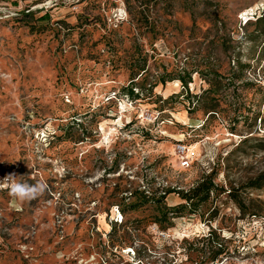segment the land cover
<instances>
[{
	"label": "rangeland",
	"instance_id": "1",
	"mask_svg": "<svg viewBox=\"0 0 264 264\" xmlns=\"http://www.w3.org/2000/svg\"><path fill=\"white\" fill-rule=\"evenodd\" d=\"M259 11L0 0V264H264Z\"/></svg>",
	"mask_w": 264,
	"mask_h": 264
},
{
	"label": "trees",
	"instance_id": "2",
	"mask_svg": "<svg viewBox=\"0 0 264 264\" xmlns=\"http://www.w3.org/2000/svg\"><path fill=\"white\" fill-rule=\"evenodd\" d=\"M259 13H260V16L259 17H257V19L256 20H258L259 18H262L263 16H264V11H259ZM262 13V14H261ZM179 79H180V81L182 82V85H184V87H185V85L187 84L186 83V81L184 80V79H182V77H179ZM164 81L165 80H162L161 82L162 83H164ZM188 81H190V80H188ZM130 94H133V91H132V89H129V91H128ZM214 186H213V183L211 182V179L209 178V179H207V180H203V181H201L200 183H198V185L194 188V189H192V192L191 193H182V198L183 199H190V198H192V196L193 197H198L199 195H201V194H203L202 195V199H205L206 197H207V195H208V193H209V191L213 188Z\"/></svg>",
	"mask_w": 264,
	"mask_h": 264
},
{
	"label": "built area",
	"instance_id": "3",
	"mask_svg": "<svg viewBox=\"0 0 264 264\" xmlns=\"http://www.w3.org/2000/svg\"><path fill=\"white\" fill-rule=\"evenodd\" d=\"M176 153L180 158V166L182 168H187L190 166L191 159L193 158V149L190 148L189 145L183 144L182 142H178L175 147ZM251 221L258 220L259 222L264 221V217H255L252 216ZM121 220V219H120Z\"/></svg>",
	"mask_w": 264,
	"mask_h": 264
}]
</instances>
